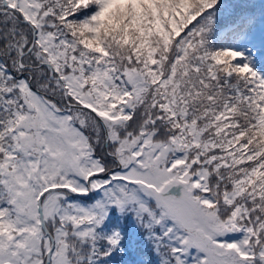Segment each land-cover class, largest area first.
Here are the masks:
<instances>
[{
	"label": "snow or ice",
	"instance_id": "1",
	"mask_svg": "<svg viewBox=\"0 0 264 264\" xmlns=\"http://www.w3.org/2000/svg\"><path fill=\"white\" fill-rule=\"evenodd\" d=\"M0 264H264V2L0 0Z\"/></svg>",
	"mask_w": 264,
	"mask_h": 264
}]
</instances>
